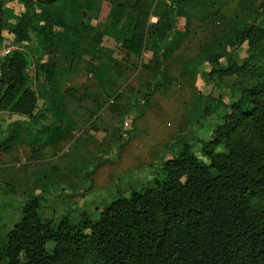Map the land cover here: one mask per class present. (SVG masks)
I'll list each match as a JSON object with an SVG mask.
<instances>
[{
  "label": "trees",
  "instance_id": "trees-1",
  "mask_svg": "<svg viewBox=\"0 0 264 264\" xmlns=\"http://www.w3.org/2000/svg\"><path fill=\"white\" fill-rule=\"evenodd\" d=\"M18 1L26 13L14 16L8 33L13 46L0 54V113L39 120L29 68L33 60L42 61V48L60 32L54 27L47 33L44 12L38 11L59 0ZM185 1L166 0L171 24ZM148 14L138 10L124 52H143ZM253 15L238 37L248 57H230L226 66L210 61L209 80L239 76L244 83L239 99L225 104L212 140L202 143L209 163L185 144L178 157L163 164V180L117 198L96 221L83 214L74 224L65 215L54 228L40 216L42 199L35 195L26 200L7 242L0 241V264H264V3ZM0 30L1 53L8 30L3 17ZM24 124L15 122L8 131H26ZM49 243L55 244L51 251Z\"/></svg>",
  "mask_w": 264,
  "mask_h": 264
},
{
  "label": "crops",
  "instance_id": "crops-1",
  "mask_svg": "<svg viewBox=\"0 0 264 264\" xmlns=\"http://www.w3.org/2000/svg\"><path fill=\"white\" fill-rule=\"evenodd\" d=\"M254 1L186 0L177 5L174 24H171L166 0H59L52 7L40 9L38 12L43 11L47 21L46 32L54 27L60 32L51 45L42 48V61H34L29 68L32 88L39 97L35 115L42 118L32 120L0 113V136L15 122L28 123L32 129L21 139L20 145H11L8 155L0 151V171L4 168L13 170L7 175L0 172V180L7 179L18 186L16 192L23 202L44 193L56 197L59 191L66 190L67 184L73 186H70L72 189L78 188L61 175L65 169L61 161L69 154L75 139L83 134L97 140L90 145L93 153L99 154L103 150L102 153L106 154L107 163L96 166L97 173L93 178L94 181L99 179L101 186L108 184L115 174L152 166L157 148L163 143L165 148L171 144L177 130L189 125L193 111L175 108L183 101L177 95L172 101H163V104L172 106L165 115L178 122L175 132H167L164 126L161 128L158 117V97L150 94L148 101H142L139 96L144 108L142 115L137 116L131 110L135 92L139 88L148 91L160 74L162 82L167 74L172 82L191 80L188 89L197 91L199 79L192 76L195 69L187 63L192 61L190 57H208L214 50L209 44L231 42L232 37L241 31L235 28L237 19L247 20L251 16ZM138 10L149 13L146 20L149 36L146 35L141 55H134L124 52L121 46L132 38ZM160 26L163 29L156 34ZM94 28L98 29L94 31ZM161 43H164L163 47L159 46ZM193 43L209 44L200 50L201 47H195ZM205 50L208 51L204 54ZM82 56L86 59L83 60ZM139 59L142 60L135 66ZM62 70L68 73V77L60 80L59 71ZM144 78L146 80L142 82ZM174 89L178 90L176 86ZM60 90L65 99L60 98ZM196 95L197 92L190 96L191 104H195ZM199 105L196 103V107ZM123 114L126 117L121 122ZM49 122L57 125L52 136L40 143L32 139L36 130L46 131ZM124 132L129 139L114 148L116 142L123 139ZM133 132L134 137L131 136ZM188 137L193 139L194 136L188 134ZM112 154L115 159L110 158ZM165 156L167 160L173 159L171 155ZM51 171L57 174L58 180H50ZM44 175L48 182L42 180ZM138 175L144 177L141 173ZM84 193L77 195L83 196ZM63 197L52 198L55 204L51 206L60 209L71 203V199L63 201ZM1 224L3 220L0 218Z\"/></svg>",
  "mask_w": 264,
  "mask_h": 264
},
{
  "label": "rangeland",
  "instance_id": "rangeland-1",
  "mask_svg": "<svg viewBox=\"0 0 264 264\" xmlns=\"http://www.w3.org/2000/svg\"><path fill=\"white\" fill-rule=\"evenodd\" d=\"M164 1V0H163ZM255 5L252 10L253 12L257 11L260 6L264 3V0H256L254 1ZM2 4V6H1ZM244 13V11L242 10ZM253 12L248 19H244L241 21L238 18L237 25L235 28L240 30L244 27L246 21L250 23L254 20ZM26 13V8L22 5L18 0H0V18L3 17L8 24V30L2 33L6 42L11 43L12 38L9 37V30L14 25V16L15 15H24ZM92 26V22L90 23ZM98 28H94L96 31ZM148 26H146V35L149 36ZM163 28L160 26L155 31L156 34H160V31ZM165 34V32L163 33ZM237 35L232 37L231 42L223 43H211L209 44L214 50L209 52L208 57L202 56L201 58H195V56L190 57L192 61L187 62L189 66L193 67L192 76L195 79H199L198 81V90L193 91L189 90V85H192L191 80H187V82L178 81L172 82L168 77V74L165 75V79L163 82L161 81L162 74L156 78V80L151 84L148 91L146 88H139L132 100V112L137 113V116L142 115V111L144 108L143 103L140 101L139 96H142V101H148L149 95L153 94L158 97L157 109H159V120L161 121V128L163 126L167 132L177 130L178 122L173 119L172 116H166V112L172 109V106L163 104V101H172V97L177 95L179 99L183 100L180 105H177V109H181L184 111H193V115L190 117L189 125H186L184 129L177 130V134L175 138L172 140L171 144H168L165 148L164 143L160 148H157L158 154L156 155L155 163L152 166L144 167L141 170H134V172L128 173H119L113 175L108 184L100 185V180L94 181V175L97 173L96 166L99 164L101 166L107 163L105 159L106 154L100 151L99 154L93 153L90 148V145L96 143L97 140L93 139L92 136L87 134L80 135L82 137H77L75 139V143L70 148V152L67 156L63 157L61 161V165L65 166L64 171L61 172L64 179L68 181H73L74 187L79 186L76 189L70 188L71 185L67 184L65 187V191H59L57 196H51L47 193L40 194L42 199V209L40 210V216L43 219H49L53 221L54 228H57L60 221L65 215H69L74 224H79L81 222V218L83 214H88L93 221L99 219L101 212L104 207L111 202L115 201L119 197H130L133 192H139L144 187H149L153 185L154 180H163L164 174L162 171L163 164L166 162L167 158L165 155H171L172 158H176L179 156L183 144H191L193 146L194 152L205 162L209 163L208 158L203 157L201 154L202 151V143L209 142L213 138V133L217 126L223 123V116L226 113V105L231 104L236 101L240 97V92L238 89L243 86L244 80L239 76L232 77H224L222 79L209 80V73L212 70V66L210 61H218L221 66H226L228 64V59L230 57H234L238 61H243L248 57L247 55V45H240L239 43V32ZM59 36V35H58ZM150 39V38H149ZM228 38H226L227 41ZM195 44L198 48L201 47L200 50H204L203 48L208 44ZM3 50L0 54H3ZM42 51V50H41ZM205 50L203 53L205 54ZM26 53L30 54L29 49H26ZM83 57V56H82ZM86 58L83 57V60ZM142 59H139L137 65ZM36 61V60H35ZM34 60L32 61V63ZM142 64V62H141ZM141 77L145 76L144 74H140ZM190 77V79L192 78ZM68 77V73L59 71L60 80L66 79ZM145 78L141 79L142 82H145ZM176 86V89L174 87ZM180 89V90H179ZM139 92V93H138ZM195 104H191L189 101L190 96L196 94ZM60 90V98L65 99L64 95ZM151 97V96H150ZM118 100H121L120 98ZM142 103V104H141ZM196 103L200 104L199 108L196 107ZM161 105V106H160ZM181 107V108H180ZM199 110L197 113L196 111ZM126 116L121 115V122L124 121ZM26 123V128L28 130H23L20 133H12L10 131L3 132L0 136V151L5 154H9L11 151V145L18 146L21 143V139L25 138L27 132L32 129ZM49 126V130L46 131H38L32 135V139L37 140L40 143L42 140L48 139L52 136L53 132L56 130L57 125H53L51 122L47 125ZM188 134L193 135V139L188 137ZM132 137L136 136L135 132L131 134ZM90 137V138H89ZM119 139V138H118ZM129 136H126L125 139L118 140L116 142L114 148H119L122 141H127ZM4 144V145H2ZM99 144V143H98ZM217 151H220L218 149ZM110 158L115 159V155H111ZM109 161V160H108ZM69 163V164H68ZM109 164V163H108ZM52 165V164H50ZM0 172L3 174L13 173V170L4 168ZM138 173L144 175V177L140 178ZM49 177L51 181L58 180L57 174L55 172H50ZM44 181L48 182L46 179V175L43 176ZM73 187V186H71ZM18 190V186L13 183L7 181V179L0 180V218L3 220V224L0 225V241L1 243L7 242V234L13 229V227L20 222L22 218V210L25 205V202L22 201V197L16 192ZM84 193L83 196L77 195L78 193ZM64 193V195H63ZM73 196H70V195ZM63 197V201L65 199H71V203H66L60 209L58 207H52L51 204H55L52 198L60 199ZM63 213V214H62ZM55 244L49 243L47 245V249L49 251L53 250Z\"/></svg>",
  "mask_w": 264,
  "mask_h": 264
},
{
  "label": "built area",
  "instance_id": "built-area-1",
  "mask_svg": "<svg viewBox=\"0 0 264 264\" xmlns=\"http://www.w3.org/2000/svg\"><path fill=\"white\" fill-rule=\"evenodd\" d=\"M4 45H5V48H4V50H3V54L5 55V54H9L10 53V50H11V45H10V42H4ZM126 136H128L127 135V133H125L124 132V134H123V139H125L126 138Z\"/></svg>",
  "mask_w": 264,
  "mask_h": 264
},
{
  "label": "water",
  "instance_id": "water-1",
  "mask_svg": "<svg viewBox=\"0 0 264 264\" xmlns=\"http://www.w3.org/2000/svg\"><path fill=\"white\" fill-rule=\"evenodd\" d=\"M40 2L47 1V0H38ZM0 37H1V30H0Z\"/></svg>",
  "mask_w": 264,
  "mask_h": 264
}]
</instances>
